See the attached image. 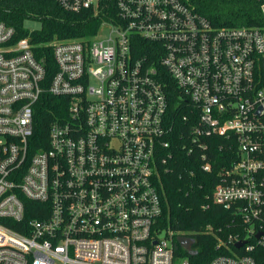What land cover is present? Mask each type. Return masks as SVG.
Listing matches in <instances>:
<instances>
[{
	"label": "built area",
	"instance_id": "2783aa9c",
	"mask_svg": "<svg viewBox=\"0 0 264 264\" xmlns=\"http://www.w3.org/2000/svg\"><path fill=\"white\" fill-rule=\"evenodd\" d=\"M47 1L72 13L110 5ZM115 11L89 41L53 45L49 83L30 37L0 21V264H191L177 254L189 245L156 229L158 170L176 161L169 79L201 169L214 168V139L236 146L212 198L241 231L223 243L232 255L206 264H264V27H216L180 0H117ZM46 93L66 99L67 116L32 152Z\"/></svg>",
	"mask_w": 264,
	"mask_h": 264
},
{
	"label": "trees",
	"instance_id": "16d2710c",
	"mask_svg": "<svg viewBox=\"0 0 264 264\" xmlns=\"http://www.w3.org/2000/svg\"><path fill=\"white\" fill-rule=\"evenodd\" d=\"M193 12L202 15L216 27L263 28L262 5L264 0H180ZM95 13L92 10L72 13L47 0H3L0 2V21L13 26L18 38L30 37L36 55L47 71V83L56 73L53 45L67 41H89L98 33L103 22L115 17L117 0ZM37 21L40 28L30 30L26 21ZM140 48V55L153 57L149 44ZM171 120L175 140L173 153L176 161L170 171L159 168L156 181L161 194L163 213L156 229L172 233L174 241L186 237L190 241L188 250L180 248L177 254L187 258L191 264H206L223 255H232L233 247L223 245L231 235L241 231V220L234 210L214 203L213 192L219 182L223 168L230 166L236 157V146L231 142L214 139L212 157L214 168L204 172L197 158L189 154L186 142L191 126L189 118L183 120L189 110L180 109L181 98L174 82L169 79ZM186 108L189 106L185 100ZM183 104V105H184ZM68 106L62 97L44 94L36 106L34 135L30 141L32 152L48 146L50 127L67 116ZM187 143V144H186ZM220 144L222 149H220ZM30 210L39 208L36 203L26 201ZM28 209V212H29ZM31 216V215H30ZM27 220L29 214H27ZM8 226L21 231L18 226ZM234 251V250H233Z\"/></svg>",
	"mask_w": 264,
	"mask_h": 264
},
{
	"label": "rangeland",
	"instance_id": "374dc122",
	"mask_svg": "<svg viewBox=\"0 0 264 264\" xmlns=\"http://www.w3.org/2000/svg\"><path fill=\"white\" fill-rule=\"evenodd\" d=\"M25 26L30 29V30H37L40 28V23L37 22V21H26L25 22ZM110 33V30H102L100 33H99V36L98 38L99 39H104L105 37H107Z\"/></svg>",
	"mask_w": 264,
	"mask_h": 264
},
{
	"label": "water",
	"instance_id": "95a60500",
	"mask_svg": "<svg viewBox=\"0 0 264 264\" xmlns=\"http://www.w3.org/2000/svg\"><path fill=\"white\" fill-rule=\"evenodd\" d=\"M178 242L183 245V246H187L188 245V238L186 237H179L178 238ZM242 246V244H237L236 247L240 248Z\"/></svg>",
	"mask_w": 264,
	"mask_h": 264
},
{
	"label": "flooded vegetation",
	"instance_id": "af4514ba",
	"mask_svg": "<svg viewBox=\"0 0 264 264\" xmlns=\"http://www.w3.org/2000/svg\"><path fill=\"white\" fill-rule=\"evenodd\" d=\"M188 245H190V241H189V239H188Z\"/></svg>",
	"mask_w": 264,
	"mask_h": 264
}]
</instances>
